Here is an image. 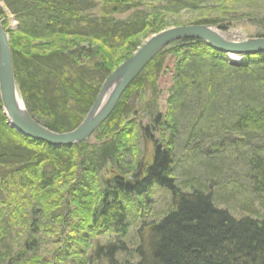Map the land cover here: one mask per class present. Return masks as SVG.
I'll list each match as a JSON object with an SVG mask.
<instances>
[{"label": "trees", "instance_id": "trees-1", "mask_svg": "<svg viewBox=\"0 0 264 264\" xmlns=\"http://www.w3.org/2000/svg\"><path fill=\"white\" fill-rule=\"evenodd\" d=\"M203 1L0 0V21L10 36L16 83L30 113L54 132L78 126L85 113L81 110L94 104L104 81L118 65L117 59L127 60L141 47L144 36L164 29L156 25V18L197 9ZM5 8L16 17L17 31L6 27ZM128 13V18H121ZM218 22L202 21L197 25L213 26ZM166 67L174 75L164 113L159 110L156 91ZM147 92L151 93L150 99H146ZM200 92L207 99H201ZM131 99L133 107L129 105ZM72 103L79 112L75 113ZM148 113L156 114V127L144 126ZM124 118L131 120V128H126V123L118 125ZM101 131L120 133L123 145L107 146L97 134L99 144L93 147L97 154L88 160L93 171L84 168L82 174H90L96 181V175L111 166L113 171H108L112 176L103 172L96 185L106 192L109 204L104 201L93 205V200L79 195L75 201L85 209H74L65 220L54 222L48 220L50 209L46 207L21 209L25 226L34 231L41 229L34 236L43 237L42 247L29 243L16 250L11 243H0V264H96L105 259L109 264H264V219H234L230 213L213 209L210 198L197 191L186 190L191 195L185 192L182 204L175 199L172 208H167L156 223L142 226L151 235L145 246L135 242L141 233L135 235L131 224L140 213L149 214L147 204L156 208L152 203L155 189L152 198L145 200V187L156 182L173 194L169 189L184 164L177 157L178 151L189 153L193 146H200L211 154L243 153L242 149L252 155L263 152L254 147L264 138V53L246 56L242 63L233 65L220 59L204 41L173 44L159 53L129 87ZM154 133H161L160 138L156 140ZM241 137L246 141L241 142ZM152 138L156 142H152L148 178L141 183H127L128 173L136 168L128 161L138 165L135 154L145 156L142 147ZM43 147L10 128L0 100V170L28 177L29 185L37 183L44 190L55 186L54 178L61 174H67L72 182L75 165L61 162L70 154ZM99 156L107 163L96 170ZM241 159L255 188L264 189V166L247 156ZM71 182L59 184L58 192H46L53 208L58 207L61 188ZM4 202L8 206L5 197ZM125 204L133 211L129 212ZM153 215L156 217V212ZM155 231L156 240L152 236ZM41 248L47 250V255L38 254ZM121 254L126 255L124 260L119 259Z\"/></svg>", "mask_w": 264, "mask_h": 264}, {"label": "bare ground", "instance_id": "bare-ground-1", "mask_svg": "<svg viewBox=\"0 0 264 264\" xmlns=\"http://www.w3.org/2000/svg\"><path fill=\"white\" fill-rule=\"evenodd\" d=\"M1 4H3L2 1H1ZM219 24H221V22H218V24L213 25V26L212 25H208V26H212L216 30V32H218V34L228 42L235 43V44H241L242 42H245L247 40L256 39V38H250V39H246L243 41H237V40H234L232 38L229 39L227 36V32H226L227 28L222 27ZM190 26H193V25H187L184 27H190ZM163 31H159L155 34L148 36V37L151 38L153 36H157L160 33H162ZM261 38H263V37H261ZM183 41H201V40H183ZM183 41H176L174 43H171L169 46L176 44V43H179V42H183ZM206 44L208 45V47L210 49H212L217 54V56L220 59H223V60L227 61L228 63H230V60L234 63H239L240 57L245 58L246 56H255V55H260V54L264 53L263 52V53H254V54H246V53L233 54V53H229L226 48L221 47V45H219V44H215L212 42H206ZM137 51H135L133 53V55ZM131 57H129L127 60H129ZM154 59H152L148 63V65H150ZM117 60H119V63L114 68L112 73L114 71H116L117 69H120L127 61V60H125V61L120 60L119 58ZM145 69L146 68H144L143 71ZM162 73L167 74V75H171V77L174 75L173 71L169 67L164 68L162 70ZM138 77H135L129 83L128 87L122 93L120 100L125 95V93L129 89V87H131L135 83V81L138 79ZM143 83H146V81H143ZM103 85H104V83H103ZM103 85H102V87H103ZM102 87H101V89H102ZM101 89H100V91H101ZM18 91H19V89H18ZM100 91L95 98V102L99 97ZM169 92H170V90H169ZM184 93H185V95H189L187 91H185ZM201 93H203V92L199 93L200 98L201 99H207V97ZM19 95H20V97L18 99H19L20 106L23 109L27 110L30 117L37 124L43 126L30 113V110L27 106L26 100L24 97L21 96L20 91H19ZM95 102H94V104H95ZM129 103H130L129 105H131L132 107L135 104V102L132 99L130 100ZM94 104L92 106H90L89 108L86 107V108L81 110L82 112H85V113L83 114L78 126L72 128V129H69V130L64 129L61 132H54V131L48 129L47 127L43 126L46 129H48L49 131L56 133L57 135H60V136H64L65 134H69L70 135L69 137L75 141L71 144H64L61 146L50 145L44 141H41L40 139L37 140V139H32L31 137L25 136L22 132H20L19 130L15 129L13 127V123L5 115V117L7 119V123L10 126V128L17 131V133H19L21 136H23L27 139H30L32 141H36V142H38V144H42L43 146H46V147H43V149L51 148L53 150H62V151H64L63 153L70 154L69 158H67L66 160L61 159V162L64 165H75L74 166L75 169L71 175V176H74V175L75 176L71 182L70 180L67 179V174H61L60 177L54 178V185L55 186H53L52 188H47V190H44L43 188L39 187V185L37 183L29 185L30 183L26 182L29 179L28 177H20L19 174H17V173H16L17 175H14L12 171L0 170V243L3 244V246H5L7 243H11L14 247H17V248H15L17 250V249H20V247H24L27 244L32 243L35 248L42 247L41 241H42L43 237L36 238L34 236V235H36L35 232L41 231V229L37 228L34 231V229H32L31 226L26 227L25 226V217L21 216V212H22L21 209H25V208L26 209H37V208L46 207V208L50 209V214H49L48 220H50V221L53 220L52 222H54V221L62 219V218H63V220H65L66 217H68L71 214V211L74 209H76V210L85 209V205H82V203H78L75 201V198L79 195L83 196L86 199L93 200L95 203V204L93 203V205L102 204L104 201L106 202V204H109V201L106 200L107 199V195L105 194L106 192L103 193V191L101 192L99 187H96L97 183L99 182L100 176H102L105 168L98 176L96 175V177H97L96 181H95V179H93L91 177L90 174H85V175H87V176H85L82 173H84V168L90 167L89 169L92 170L91 164L88 162V160L97 154L93 148L94 145L99 144L98 139H97V134L101 135L102 140L104 141V143L107 146L108 145L109 146L115 145L116 147H122L124 139L121 138L120 133H117V132L104 133L101 131L102 128L104 129V125L108 122V120L112 114L108 118H106L99 126L93 127L94 125L92 123L91 118L92 117L95 118L99 114L98 111L94 112V110H93ZM71 106L75 107V105L73 103L71 104ZM74 111H76L75 113L79 112V110L77 108ZM92 114H93V116H91ZM154 116H156V114H149L148 113L147 115H145L147 122L149 123L148 125H146V128H147V126H148V128H150V126L156 127V120H155ZM126 119L127 118H124V119H122V121L119 120L118 125L120 127H122L123 124L126 123L125 127L128 128V126L131 123V120H126ZM84 124H85V128L92 129V130L87 132L90 134L86 139L79 141V138L75 137V135H73V134H78L77 133L78 129ZM190 125L192 127H196L193 124H190ZM129 127L131 128L132 126H129ZM198 128L206 131L204 127H198ZM157 135H159V138H160L161 133H158ZM241 136H243V135H241ZM204 137H206V136H204ZM160 140H162V139H160ZM244 141H246V140H244L242 138L241 142H244ZM39 142H41V143H39ZM150 142L152 143V142H156V141L152 138L149 141V143ZM195 143L196 142H194L193 144H195ZM157 145H159V144L156 143V146ZM263 145H264V143H263ZM242 152H243L244 156H247V152L245 150L242 149ZM239 153H240V151L238 150V154ZM189 154H190L189 156L193 160L196 159V161H198V164H200L201 167L197 168L195 170V174H193V175L190 174L189 176H186V175H177L176 174L174 176L175 185L172 184L171 188L169 189V191L172 190V192H173L172 195L170 193H168V189L165 188L164 185H159L156 182L152 183L149 187L148 186L145 187V190H147L146 196H144L145 200L147 198H152V196H153L152 190L154 191V189H155V193L157 192V194H159V193L163 194L161 199L162 200L164 199V202H167V203L163 204L164 206H160L161 210H163V211H159V209L152 208L150 204H147L146 210L148 211L149 214H152V215H149V214L142 212L138 216L137 221H131L132 226H134L136 229L134 234L137 235V232L141 233V235L137 236L138 241H136L137 239L135 238V242H137V243L139 242V245L145 246L146 241L147 242L149 241L147 238L151 236L149 234V232L146 233L145 227H142V226L149 223V222L150 223H156L159 220V218H161L163 216V213H165L167 208H172V206H173L172 203L175 201V199L181 200V198H183L185 196L186 190H188L189 193L197 191V193H199V194L201 193V195L209 197L210 203H211L213 209L217 210L218 212L222 211V212H227V213H230L229 209L223 208L217 202L221 198H223V196L221 195V191L226 190L228 188H232V189L235 188L239 192H243L242 191L243 186H240V185L238 186L237 183H235L234 181H232V180L226 181L223 179H217V178H219V176H222V175L225 176V174L229 175V172L225 171V168H228V164L224 162V160H225L224 154H226V153L211 154L208 151L205 152L204 150H202V148L200 146L196 147V148H194V146H193L191 148V150L189 151ZM239 156H240L239 157V159H240L242 156L240 154H239ZM252 156L253 157H250V160L252 162L259 163L262 166H264V150H263V152L254 153ZM134 157L138 161V165L134 164L131 160L128 161V163L136 166L135 169L132 168L133 170L130 173H128L129 175L127 178L129 180L128 181L126 180V182L129 184L141 183L144 179L148 178L149 175L147 172V168H148V165L152 164L151 159L146 158V156H144V155L139 156V154H137V155L135 154ZM232 157L237 159V161H238L237 156L232 155ZM98 158L99 159L96 160V157H95V160L98 162L97 165L94 167V169H96V170H97V168L99 169L100 167H105V164L107 163V162L102 160L101 156H99ZM112 164H113V162H112ZM236 164H237L236 162L234 164H231V167L236 168V166H235ZM110 167L111 166L109 165L107 167V169L110 171H113V169H110ZM201 169L202 170L207 169L208 173L207 174L201 173L200 172ZM108 170H106L104 172V174L106 176L110 177V176H112V173ZM245 174L246 175L248 174L246 172V170H245ZM209 175L212 178L209 177ZM213 177H216V178L214 179ZM89 179L91 181L90 184L86 183V181H89ZM169 179H171V177ZM92 181H95V182H92ZM67 182H71V183L66 188H61L60 194H59V201L58 202L56 201V204L58 207L53 208L52 204L48 202L49 196L46 192L47 191L54 192L57 190L59 184L61 186V185L66 184ZM94 187H96L97 190ZM252 190H254L255 193L258 194V195H256L258 198L259 197L264 198V189L257 190L255 187H253ZM57 192H58V190H57ZM232 192H235L236 195L239 193L236 191H232ZM21 193H24V195L26 194V196L21 197L20 196ZM189 193H187V194H189ZM189 195H191V194H189ZM240 196H241V193H240ZM4 197L7 199L8 206H6V204L4 202ZM262 201H264V200H262ZM180 204H182V200L180 201L179 205ZM258 204H261V201H259ZM263 205H264V203H263ZM125 206H127L129 208V212L133 211V208L129 204H125ZM18 212H19V215L17 214ZM129 212H127V213H129ZM154 212H156V217H154V215H153ZM126 215H128V214H126ZM230 216L234 219H237V216H234L232 213H230ZM238 218L239 219L250 218V220L255 219V220L259 221V219L252 218L250 216H238ZM88 223L89 224L91 223V219L88 220ZM73 226H75V225H71L70 227H73ZM27 228H28V230H27ZM152 228H155V227L152 226ZM152 228H151V231H152ZM68 230H70V228ZM152 236H153L154 240L158 239V238H156V231L153 232ZM49 244L52 245L53 241H50ZM44 251L41 248V251L38 254L39 255H43V254L47 255V253H46L47 250H45V248H44ZM125 258H126V255H124V254H121L119 256L120 260H124ZM106 261L107 260L105 259V261L103 263H96V264H109L108 261L107 262ZM84 264H94V263H84Z\"/></svg>", "mask_w": 264, "mask_h": 264}, {"label": "rangeland", "instance_id": "rangeland-1", "mask_svg": "<svg viewBox=\"0 0 264 264\" xmlns=\"http://www.w3.org/2000/svg\"><path fill=\"white\" fill-rule=\"evenodd\" d=\"M1 6L4 7L3 4H1ZM4 10L5 18L7 19L6 27H8L9 30L17 31L19 23L16 17H14V15H12L6 8ZM129 16L130 13L122 15L121 18L125 19ZM156 19V25H159L161 28L164 27L163 30L180 28L187 25L194 26L195 24L197 25L202 21L217 20L221 22L219 25L227 28L226 32L229 39L232 38L237 41H243L250 38H261L264 37V0H204L197 9L184 10L178 14L170 13L164 18L160 19L157 17ZM147 37L148 35L141 39V44H144L146 40L149 39V37ZM172 84L173 81L171 75L165 74L162 77L158 91H156L159 97V110L161 112L165 113L168 109L167 102L169 100V89L172 87ZM150 97L151 93L147 92L146 99H150ZM137 106L140 108V104L138 102ZM191 109L192 108L190 107L189 112ZM182 121L183 120L181 118V123ZM143 124L144 126L149 124L147 119H145V121L143 120ZM153 137H156V140L159 139V135H157V133H154ZM262 142H264V138L261 139V143L258 145L253 142L254 146L257 145L254 147V149L257 151L258 149L260 151L261 149L264 150V145ZM142 148L146 158L150 159L153 151V144L145 143ZM221 153H226L224 154V162L228 164V168H225V171L229 172V175L225 174V176H219L217 179H223L226 181L232 180L237 183L238 186H243V192H239L235 188H228L221 191L223 198L217 202L223 208L229 209L230 213H232L234 216H237V218L238 216H250L261 221L262 218L264 219V201H262L264 198H258L256 196L258 194L252 190L253 187H255L254 181H251L250 173L247 175L245 174V169L242 166V164H244V161L241 159L242 157L239 159V154L241 156H244V154L241 152L238 154L233 151H220L216 154ZM187 155L189 156L190 154L186 150L183 151V149L177 153L178 159L180 158L179 160L184 161V164L178 168V175H193L195 174V170L201 167L196 159L193 160L190 156V158L187 157ZM232 155L237 156L238 161L237 159L233 158ZM183 157H185V160ZM250 157H253L252 154L247 152V158L250 159ZM235 162L237 163L235 165L236 168L231 167V164H234ZM200 172L203 174L208 173L207 169H201ZM209 177L211 176L209 175ZM213 178L215 179L216 177ZM232 191L239 193L236 195L235 192ZM162 196V193L157 194L156 192L155 198H153L152 203L154 202L153 206H155L156 209L161 208L160 206H164L163 204L167 203L164 202V199H161ZM259 201H261V204H258ZM49 248L53 249L51 246Z\"/></svg>", "mask_w": 264, "mask_h": 264}, {"label": "water", "instance_id": "water-1", "mask_svg": "<svg viewBox=\"0 0 264 264\" xmlns=\"http://www.w3.org/2000/svg\"><path fill=\"white\" fill-rule=\"evenodd\" d=\"M183 40L212 42L221 45V47L226 48L229 53L233 54L264 52V38H256L241 44H235L226 41L212 26L208 25H194L164 30L159 35L146 40L141 48L120 69L114 71L104 81L99 97L93 107L94 112H99L97 117L91 118L93 127L99 126L113 113L129 83L141 74L152 59L171 43ZM19 97L10 49V38L0 23V100L4 115L13 123L15 129L32 139H40L54 146L75 142L69 137V134L60 136L37 124L30 117L27 110L20 106ZM90 130L92 129L85 128L84 124L78 129V134L73 135L79 138V141H82L89 136L90 133L87 132Z\"/></svg>", "mask_w": 264, "mask_h": 264}]
</instances>
